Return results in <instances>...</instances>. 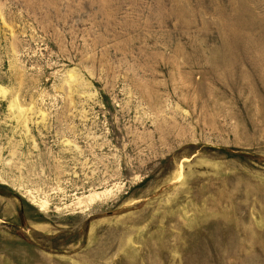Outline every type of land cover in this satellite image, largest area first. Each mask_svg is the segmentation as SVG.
Instances as JSON below:
<instances>
[{"label": "rangeland", "instance_id": "rangeland-1", "mask_svg": "<svg viewBox=\"0 0 264 264\" xmlns=\"http://www.w3.org/2000/svg\"><path fill=\"white\" fill-rule=\"evenodd\" d=\"M0 264H264V0H0Z\"/></svg>", "mask_w": 264, "mask_h": 264}]
</instances>
